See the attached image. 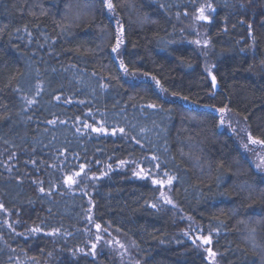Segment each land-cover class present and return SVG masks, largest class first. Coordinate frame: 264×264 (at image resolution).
<instances>
[{"label": "trees", "instance_id": "1", "mask_svg": "<svg viewBox=\"0 0 264 264\" xmlns=\"http://www.w3.org/2000/svg\"><path fill=\"white\" fill-rule=\"evenodd\" d=\"M196 1L0 0V205L12 225L0 219V264H97L75 256L88 216L143 264H207L128 163L173 178L174 205L221 264H264V176L221 129L227 113L264 141V0L211 1V98L176 21ZM80 167L95 178L72 193L63 176Z\"/></svg>", "mask_w": 264, "mask_h": 264}, {"label": "rangeland", "instance_id": "2", "mask_svg": "<svg viewBox=\"0 0 264 264\" xmlns=\"http://www.w3.org/2000/svg\"><path fill=\"white\" fill-rule=\"evenodd\" d=\"M212 0H197L195 5L192 7V11L184 16V18L178 17L176 21L180 24L179 32L183 35L186 42L194 47L197 52L203 57L207 69L208 83L212 88L210 77L213 75L212 72V61L210 53V44L208 39L209 27L214 17V8L211 3ZM204 9V15L207 17L206 20L199 19L200 9ZM199 42V43H197ZM209 98L213 96V89L211 93L207 95ZM223 125L221 129H226L230 133L234 134L238 141L241 143V147L250 164L256 170V172L264 176V164L261 161L264 160V146L260 143H252L249 140V136L244 123L237 117L225 113L223 116ZM85 129H90L96 133H105L104 131H96L95 129H101L100 126L91 127L85 125ZM111 135L116 134L115 132L110 133ZM0 154L3 159L10 160L8 156L0 148ZM257 165H261L257 167ZM131 168L134 176L139 179H145L157 189V198L152 205L157 210L169 212L181 227L180 236L186 241L191 243L195 249H197L205 258L207 264H221L218 255L214 252L212 247V239L210 244H205L199 237L210 236L203 232L191 219L183 216L176 206L174 205L171 197V184H169L168 178L156 174L155 171H146L141 168L138 164L128 163L123 164L122 168ZM143 170V171H141ZM79 173V175H77ZM139 173V175H137ZM72 178L74 183H69V178ZM95 178L87 169L80 167L76 172H71L63 176V187L72 193L85 192V187L81 186L82 183L91 181ZM153 180L164 181L163 184L153 183ZM166 199L172 201L171 204L166 202ZM0 219L4 222L5 226L12 225L10 217L4 212L3 208H0ZM87 226L83 230L82 234L85 237L84 247L79 248L75 252V256L86 257L94 260L97 264H143V257L141 252L135 247V245L123 235L110 228L101 227L97 229L96 223L93 222L92 216L86 218ZM31 236L39 235V232L29 231ZM61 236L56 237L59 239ZM211 237V236H210ZM62 238V237H61ZM55 239V240H56ZM58 241V240H57ZM95 245V248H93ZM123 245V247H121ZM208 249H211L215 256H210ZM74 256V253L73 255ZM10 264H42L33 261L25 257L24 255L16 254L13 257V261ZM48 264V263H44Z\"/></svg>", "mask_w": 264, "mask_h": 264}, {"label": "snow or ice", "instance_id": "3", "mask_svg": "<svg viewBox=\"0 0 264 264\" xmlns=\"http://www.w3.org/2000/svg\"><path fill=\"white\" fill-rule=\"evenodd\" d=\"M107 6H108L110 9L113 7V5H112V3L110 2V0H107ZM200 13H201V14H200L199 19L206 20L207 17L204 15V9H203V8L200 9ZM119 43H120V41H119V39H118L116 46L112 48V51H113V52H116V51H117V48L119 47ZM197 43H199V42H197ZM213 84H215V77H213ZM150 106H151V107H155V105H150ZM219 111L223 112L224 109H220ZM221 123H223V121H221ZM95 130H96V131H103V129H95ZM120 131L123 132L124 130H123V129H120ZM249 140H250L252 143H254V144H255V143H261V144H264V141L253 140L251 136H249ZM154 159H155V158H154ZM121 163H124V162L122 161ZM261 164H264V160L261 161ZM260 166H261V165H257V167H260ZM141 171H143V170H141ZM77 175H79V173H77ZM137 175H139V173H137ZM172 179H173L172 177H169V179H168L167 182H168L169 184H171V183H172ZM74 182H75V181H73L72 178L70 177V178H69V183H74ZM152 182H153L154 184H155V183H160V184H163V183H164V181H157V180H153ZM41 191H43V189H41ZM166 202L169 203V204L172 203V201H171L170 199H166ZM2 207H3V205H0V208H2ZM153 207H155V205H153ZM96 227H97V229H99V228H100V225L97 224ZM33 231H39V229H33ZM252 231H254V229H253ZM198 239H201V240L203 241V243H205V244H210V243H211V237H210V236L199 237ZM121 247H123V245H121ZM93 248H95V245H93ZM208 251H209V255H210V256H215V253H213V252L211 251V249H208Z\"/></svg>", "mask_w": 264, "mask_h": 264}, {"label": "water", "instance_id": "4", "mask_svg": "<svg viewBox=\"0 0 264 264\" xmlns=\"http://www.w3.org/2000/svg\"><path fill=\"white\" fill-rule=\"evenodd\" d=\"M213 75L210 77V80H211V83H212V89H213V92L215 93L218 89V86H217V82H216V79H215V84H213Z\"/></svg>", "mask_w": 264, "mask_h": 264}, {"label": "bare ground", "instance_id": "5", "mask_svg": "<svg viewBox=\"0 0 264 264\" xmlns=\"http://www.w3.org/2000/svg\"><path fill=\"white\" fill-rule=\"evenodd\" d=\"M214 93V92H213Z\"/></svg>", "mask_w": 264, "mask_h": 264}]
</instances>
